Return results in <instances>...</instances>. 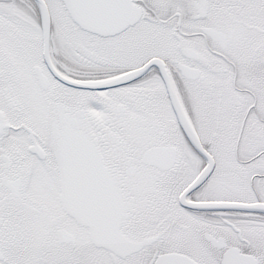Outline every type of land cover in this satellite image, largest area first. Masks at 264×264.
<instances>
[{"label": "snow or ice", "instance_id": "snow-or-ice-1", "mask_svg": "<svg viewBox=\"0 0 264 264\" xmlns=\"http://www.w3.org/2000/svg\"><path fill=\"white\" fill-rule=\"evenodd\" d=\"M0 264H264V0H0Z\"/></svg>", "mask_w": 264, "mask_h": 264}]
</instances>
